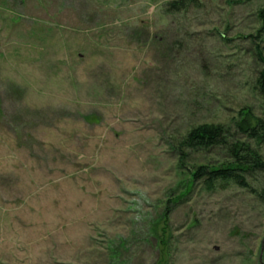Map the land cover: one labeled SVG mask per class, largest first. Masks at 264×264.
<instances>
[{"label":"rangeland","instance_id":"rangeland-1","mask_svg":"<svg viewBox=\"0 0 264 264\" xmlns=\"http://www.w3.org/2000/svg\"><path fill=\"white\" fill-rule=\"evenodd\" d=\"M169 1L0 0V264H264V196L177 149L264 118V0Z\"/></svg>","mask_w":264,"mask_h":264},{"label":"trees","instance_id":"trees-1","mask_svg":"<svg viewBox=\"0 0 264 264\" xmlns=\"http://www.w3.org/2000/svg\"><path fill=\"white\" fill-rule=\"evenodd\" d=\"M234 4L252 0H229ZM201 0H171L165 4V14H180L190 8H200ZM261 25L259 36L264 34V5L257 11ZM257 39H253L256 43ZM258 45V44H257ZM264 62L262 52L257 53ZM258 90L264 95V70L257 81ZM264 143V118L259 117L251 108H243L238 119L230 126L223 124H199L192 127L177 142L180 168L185 169V161L193 152L220 150L221 158L194 164L188 172L189 181L202 184L208 190L226 189L232 185L259 193L264 196V160L254 146ZM257 187V189L254 187Z\"/></svg>","mask_w":264,"mask_h":264}]
</instances>
